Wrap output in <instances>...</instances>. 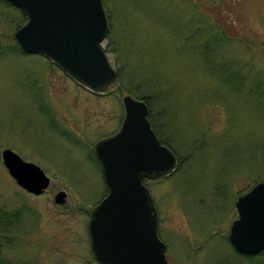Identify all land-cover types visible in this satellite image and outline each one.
<instances>
[{"label":"rangeland","instance_id":"374dc122","mask_svg":"<svg viewBox=\"0 0 264 264\" xmlns=\"http://www.w3.org/2000/svg\"><path fill=\"white\" fill-rule=\"evenodd\" d=\"M103 7L101 46L121 79L94 93L49 58L22 53L14 32L24 16L0 0V155L12 149L51 179L42 194L28 193L0 158V212L18 213L0 227V264H99L87 226L107 192L94 145L119 130L128 91L152 96L158 137L181 158L171 174L144 180L168 264H264L228 238L236 199L264 177V109L253 94L257 82L264 90V0ZM60 190L65 203L56 205Z\"/></svg>","mask_w":264,"mask_h":264},{"label":"water","instance_id":"95a60500","mask_svg":"<svg viewBox=\"0 0 264 264\" xmlns=\"http://www.w3.org/2000/svg\"><path fill=\"white\" fill-rule=\"evenodd\" d=\"M21 8L27 21L14 39L29 54L49 58L77 83L101 93L116 80L101 46L108 31L102 0H6ZM124 117L119 130L94 145L107 194L92 209L88 235L99 264H168L166 245L157 234V212L143 179L169 175L176 155L162 144L148 119V106L130 94L122 96ZM1 161L17 186L34 195L50 183L44 171L12 149L1 151ZM58 191L53 202L65 203ZM237 218L229 242L241 255L264 251V180L235 201Z\"/></svg>","mask_w":264,"mask_h":264},{"label":"trees","instance_id":"16d2710c","mask_svg":"<svg viewBox=\"0 0 264 264\" xmlns=\"http://www.w3.org/2000/svg\"><path fill=\"white\" fill-rule=\"evenodd\" d=\"M2 1H4L9 6L16 8L17 10H19L23 14L24 19H23L22 24H24L27 21V15H26V13L21 8L15 6L14 4H12V3H10V2H8L6 0H2ZM102 2H103V5H104V0H102ZM106 16H107V19H108V14L107 13H106ZM20 50H21L22 53H25L22 49H20ZM218 67L219 68H217V69L226 72L225 67H223L222 65H219ZM116 75H117L116 80H120L121 79V75H120L119 70L116 71ZM229 80H228L229 83H235V84L238 83V81H236V78H229ZM127 94H130L129 91L127 92ZM253 94H254L255 100L258 101L257 109H259V110L261 108L264 109V90L262 88V83L261 82L255 83V88H254ZM150 97H152V96H136L135 95V98L140 99V100H143L147 104L148 110H149L148 119L150 121V124H151L152 129L154 130L155 134L158 137V135H160L161 133L159 132V130L157 129V127L155 126V124L153 122V117H152V114H151V105H150V102L148 100ZM160 142L162 144L166 145L168 148H170V150L176 155L177 161L178 162H181V158L179 157V155L176 153V151L173 149V147L168 142H166L165 140H162V139L160 140ZM258 154L264 156V150H262L261 148H259ZM258 154H256L254 156V158H256L257 156H259ZM261 160L262 161H256V166H262V165H264V157H262ZM249 165H251V164H249ZM262 180H264V177H262V179L260 181H262ZM257 182L258 181H256L255 183H257ZM106 192H107V186H106ZM15 218L16 219L18 218V213L11 214V215L7 216L4 212H0V227L1 226L2 227L3 226L5 227L6 224H8L12 219H15ZM4 227H3V229H4ZM259 254L260 255L264 254V251L260 252ZM254 256L255 255L245 256V257L246 258H253Z\"/></svg>","mask_w":264,"mask_h":264},{"label":"flooded vegetation","instance_id":"af4514ba","mask_svg":"<svg viewBox=\"0 0 264 264\" xmlns=\"http://www.w3.org/2000/svg\"><path fill=\"white\" fill-rule=\"evenodd\" d=\"M68 76H69V75H68ZM69 77H70V76H69ZM84 88H85V87H84ZM85 89H86V88H85ZM87 90H88V89H87ZM114 133H115V132H114ZM114 133H113V134H114ZM144 180H145V179H143V181H144Z\"/></svg>","mask_w":264,"mask_h":264}]
</instances>
